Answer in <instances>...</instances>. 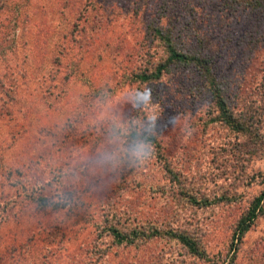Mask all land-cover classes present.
<instances>
[{
    "label": "rangeland",
    "instance_id": "obj_1",
    "mask_svg": "<svg viewBox=\"0 0 264 264\" xmlns=\"http://www.w3.org/2000/svg\"><path fill=\"white\" fill-rule=\"evenodd\" d=\"M261 3L0 0V264H264V203L232 242L263 187ZM157 23L210 60L227 105L252 125L247 136L262 139L255 150L211 121L192 65L130 78L161 54ZM135 111L153 121L159 147L127 146ZM36 194L58 207L39 208ZM105 217L123 231H183L202 256L164 234L115 244Z\"/></svg>",
    "mask_w": 264,
    "mask_h": 264
},
{
    "label": "trees",
    "instance_id": "obj_2",
    "mask_svg": "<svg viewBox=\"0 0 264 264\" xmlns=\"http://www.w3.org/2000/svg\"><path fill=\"white\" fill-rule=\"evenodd\" d=\"M239 2L249 8L262 6L261 0H238V3ZM174 32L175 31L171 30L169 27L159 26L158 23L151 26L152 42L160 48L161 54L156 61L148 62L147 67L138 72H134L130 78L135 82L148 83L158 80L163 74L169 71L168 69H170L171 66L192 65L198 71L205 91L210 97L213 106L211 121L218 122L232 132H238V134L247 136L249 128L252 125L248 120L236 115L227 105L221 87L213 74L210 60L200 54L179 49L176 45ZM132 120H128L126 132L123 134L127 146L132 150L138 148L143 150V147H145L146 151L150 147H159L154 123L148 117L147 113L144 111H135ZM247 138V142L253 145L254 150L256 146L262 144V139L259 136L249 135ZM250 151L252 152L251 149ZM157 154L158 150H155L154 155L157 156ZM261 182L263 185L262 189L253 197L249 206L236 221L232 234V242L238 241L241 238L262 210V204L264 203V163L263 171L261 172ZM30 200L39 208L58 207L57 204L52 203L40 194L30 195ZM193 202L197 203L198 201L194 199ZM111 217L104 218L103 228L111 236L115 244H132L138 239L164 234L169 238L176 239L193 255L198 257L202 256V251L198 249L196 241L183 231H175L172 229L160 231L153 227L147 229L143 227H131L123 231Z\"/></svg>",
    "mask_w": 264,
    "mask_h": 264
},
{
    "label": "clouds",
    "instance_id": "obj_3",
    "mask_svg": "<svg viewBox=\"0 0 264 264\" xmlns=\"http://www.w3.org/2000/svg\"><path fill=\"white\" fill-rule=\"evenodd\" d=\"M145 94L150 96V92H148L147 90L145 91ZM138 155H139V153H138Z\"/></svg>",
    "mask_w": 264,
    "mask_h": 264
}]
</instances>
